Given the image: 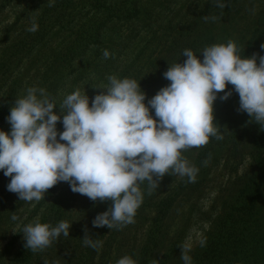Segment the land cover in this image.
<instances>
[{
  "label": "rangeland",
  "instance_id": "374dc122",
  "mask_svg": "<svg viewBox=\"0 0 264 264\" xmlns=\"http://www.w3.org/2000/svg\"><path fill=\"white\" fill-rule=\"evenodd\" d=\"M221 2L225 7L216 0H0V129L10 131L6 118L29 87L45 88L58 115L64 98L77 89L91 104L110 75L135 79L147 103L170 83L163 73L186 59L185 49L199 55L231 40L242 56L261 52L264 0ZM33 23L37 30L28 31ZM232 96L215 103L216 117L228 121L219 130L222 138L182 153L198 169L195 181L166 174L150 194L145 182L144 200L131 224L93 227V219L112 201L74 193L67 182L49 189L45 199L21 201L7 190L10 177L0 172V264H116L125 255L137 264H183L180 246L189 235L193 264H201L206 244L234 215L237 201L247 204L248 197L257 207L245 218L246 235H237L249 241L246 249H227L213 264H264V182L253 184L250 178L259 167L254 139L261 126L239 111V94ZM57 128L64 130L62 122ZM14 214L19 220L11 219ZM37 219L52 226L67 221L70 235L33 252L21 232ZM85 228L102 247L84 245Z\"/></svg>",
  "mask_w": 264,
  "mask_h": 264
},
{
  "label": "clouds",
  "instance_id": "9594fccd",
  "mask_svg": "<svg viewBox=\"0 0 264 264\" xmlns=\"http://www.w3.org/2000/svg\"><path fill=\"white\" fill-rule=\"evenodd\" d=\"M216 3L225 7L221 0ZM37 28L33 23L28 31ZM261 52L242 56L231 40L205 47L199 55L185 49L186 59L170 64L163 73L170 83L147 103L140 83L115 75L107 77L108 86L98 88L105 91L91 98V104L79 89L67 95L59 105V115L45 88H27L6 118L10 131L0 129V172L10 177L7 190L21 201L33 202L67 182L74 193L93 201H112L107 211L93 219V227L113 229L133 223L144 200L145 182L150 194L166 174L195 181L198 169L182 153L206 145L211 137L222 138L215 114L218 99L227 101L233 92L238 93L239 111L264 129ZM103 56L109 58L110 52L104 50ZM229 85L233 88L225 91ZM58 122L63 131L58 130ZM11 219L19 217L14 214ZM71 227L67 221L52 226L37 219L24 225L21 233L25 247L36 252L61 235L68 237ZM82 239L86 247H102V241L93 239L87 228ZM199 243L204 246L205 241ZM192 247L189 235L180 246L183 264H193ZM116 264L137 261L125 255Z\"/></svg>",
  "mask_w": 264,
  "mask_h": 264
},
{
  "label": "trees",
  "instance_id": "16d2710c",
  "mask_svg": "<svg viewBox=\"0 0 264 264\" xmlns=\"http://www.w3.org/2000/svg\"><path fill=\"white\" fill-rule=\"evenodd\" d=\"M234 97L235 96H232L231 99H233ZM234 103L237 104L238 100H236ZM249 121L252 122L251 120L248 119L245 122L248 123ZM216 122L219 124L218 127L220 126L219 130L224 131L226 127V123L228 122L227 118L222 116H217ZM219 134L221 133L219 132ZM211 140L212 139H210L209 141ZM254 144L257 148L259 155V160L257 161L259 162V167L257 170H255L256 173L255 172L252 173L250 178L252 179L251 183L256 184L260 180V178H262L261 181L264 182V129H262L261 127L260 130L258 131L257 136L254 139ZM247 201H248L247 204L245 201H240V200L237 201L239 207H236L237 210L235 209L234 215H232L229 220L225 221L221 225V229L210 240V243L206 244L205 249L202 253L203 259L201 264L215 263L213 261V258L216 256H218V259L220 258V256L223 257L227 249H229L230 251H232L234 247H236V249H243V250L246 249L249 241H244L242 237L237 238V235L238 236L246 235L245 229H246V225L249 224V220L245 218L246 216L252 214L253 209L256 210L257 207V203L254 202L252 197H248ZM238 243L239 245H237Z\"/></svg>",
  "mask_w": 264,
  "mask_h": 264
}]
</instances>
